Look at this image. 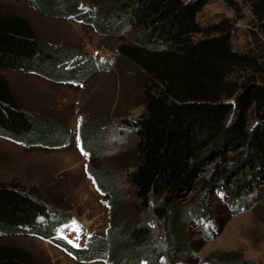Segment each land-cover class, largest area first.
I'll use <instances>...</instances> for the list:
<instances>
[{
	"label": "trees",
	"instance_id": "1",
	"mask_svg": "<svg viewBox=\"0 0 264 264\" xmlns=\"http://www.w3.org/2000/svg\"><path fill=\"white\" fill-rule=\"evenodd\" d=\"M21 1L50 18L91 21L79 8L82 0ZM206 1L131 0L125 5L100 0L99 21L121 20L137 31V47L143 49L133 59L146 78L144 111L120 125L135 134V160L127 164L128 177L144 212L126 228L115 217L105 237H89L82 248H75L57 235L70 217L49 209L39 197L42 186L26 192L15 184L0 183L2 233L47 240L81 262L108 257L111 264H152L155 255L143 244L151 235L148 224L163 219L174 233L189 216L198 214L196 205L179 211L175 200L208 161L217 159L208 187L221 184L229 201L236 203L256 191L264 173V70L254 57L232 48L228 23L199 26L196 16ZM246 1L264 27V0ZM197 35L202 38L195 39ZM75 55L39 41L26 21L0 15V71L19 70L57 83L81 84L98 67L91 58ZM247 69L259 77L239 83L232 79ZM52 128L49 121L24 109L0 73V135L56 148L63 144L65 133ZM92 179L101 196L113 188L105 168ZM0 264L12 263L0 260Z\"/></svg>",
	"mask_w": 264,
	"mask_h": 264
},
{
	"label": "rangeland",
	"instance_id": "2",
	"mask_svg": "<svg viewBox=\"0 0 264 264\" xmlns=\"http://www.w3.org/2000/svg\"><path fill=\"white\" fill-rule=\"evenodd\" d=\"M79 8L88 12L89 23L47 17L21 0H0V15L5 19L26 21L39 41L89 57L98 67L76 85L25 71H0L27 112L40 115L53 124L52 129L65 133L63 144L56 148L0 135V183L15 184L26 192L42 186L39 197L49 209L70 217L71 222L59 228L57 235L75 248H82L89 237H105L115 217L126 228L144 212L128 177L127 164L135 160V134L120 125L121 120L131 121L144 111L142 85L146 78L133 59L136 51L143 50L137 47L138 33L119 19L99 21L100 0H82ZM196 22L202 29L228 23L232 48L254 57L264 70V27L249 2L207 0ZM253 77L259 76L247 69L237 71L232 79L239 83ZM216 163L217 159L208 161L200 176L176 197L179 211L187 212L188 206L196 205L198 214L189 216L174 233L163 219L148 224L151 235L143 244L155 255L152 264H264V173L255 192L233 203L221 184L207 185ZM101 168L113 186L107 196L97 192L92 179ZM0 260L12 264H111L108 257L77 261L47 240L1 231Z\"/></svg>",
	"mask_w": 264,
	"mask_h": 264
},
{
	"label": "snow or ice",
	"instance_id": "3",
	"mask_svg": "<svg viewBox=\"0 0 264 264\" xmlns=\"http://www.w3.org/2000/svg\"><path fill=\"white\" fill-rule=\"evenodd\" d=\"M77 139H78V141H79V134H78V136H77ZM81 151H82V154H86V152H85L84 149H81ZM85 169H86V171H87V165L85 166Z\"/></svg>",
	"mask_w": 264,
	"mask_h": 264
},
{
	"label": "built area",
	"instance_id": "4",
	"mask_svg": "<svg viewBox=\"0 0 264 264\" xmlns=\"http://www.w3.org/2000/svg\"><path fill=\"white\" fill-rule=\"evenodd\" d=\"M81 230H82V229H81ZM82 231L86 232V230H82Z\"/></svg>",
	"mask_w": 264,
	"mask_h": 264
}]
</instances>
